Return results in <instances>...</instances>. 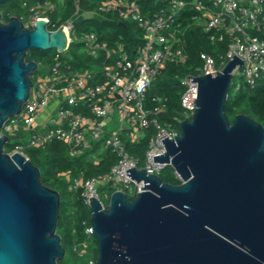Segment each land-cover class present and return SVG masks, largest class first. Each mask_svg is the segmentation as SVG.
<instances>
[{"label":"water","instance_id":"95a60500","mask_svg":"<svg viewBox=\"0 0 264 264\" xmlns=\"http://www.w3.org/2000/svg\"><path fill=\"white\" fill-rule=\"evenodd\" d=\"M1 16L0 264H59L66 255L57 232L61 195L25 154L5 150L11 138L2 129L31 95L38 63L28 52L63 50L68 38L43 18L27 28L16 15ZM244 61L234 55L220 71L192 77L197 107L180 122L179 137L162 139L165 154L154 155L181 183L131 167L127 174L143 182L133 199L122 190L107 207L90 198L96 264H264V124L225 111L233 71Z\"/></svg>","mask_w":264,"mask_h":264},{"label":"built area","instance_id":"2783aa9c","mask_svg":"<svg viewBox=\"0 0 264 264\" xmlns=\"http://www.w3.org/2000/svg\"><path fill=\"white\" fill-rule=\"evenodd\" d=\"M208 1L168 0L165 6L146 15L139 0H22V12L18 17L25 27L32 28L43 18L50 30L63 26L68 40L63 50L53 53L46 74L36 78L32 75L27 103L3 126L2 134L10 136L11 141L12 136L15 137V146L10 152H21L28 157L27 149L44 148L54 139L67 143L72 157L89 152L91 160H98L109 149L117 161L99 174L85 176L82 172L70 184V189L79 191L89 207L91 197L100 199L107 207L102 194L106 192L110 200L112 193L104 189L108 185L115 191L136 196L142 191L143 182L134 180L126 170L135 167L160 176L168 166L155 162L154 155L165 154L162 139L179 137L180 122L190 119L197 107L194 100L197 99L198 81H192V77L220 71L234 55L245 60L242 67L235 68L234 76L241 70L243 81L249 85L264 76V38L260 36L264 34V0ZM69 2L73 6L71 16H56L59 9L67 10ZM84 3L88 7H84ZM188 7L198 11L191 19L193 23L209 34L211 42L225 43L226 49L216 56L200 52L202 65L198 73L189 72L181 77L183 91L178 115L164 120L169 111V99L161 95L149 97L148 91L167 63L184 64L188 60L184 40L186 27L178 21ZM50 13L56 18H51ZM108 16L120 22H134L144 32L145 42L133 56L122 42L108 44L93 30L77 34V25L82 20ZM74 41L83 46L88 56L100 58L99 71L73 67L68 57ZM39 67L38 64L37 69ZM47 110H50L47 120L39 121L40 115ZM176 121L179 127L174 124ZM147 131L151 133L144 157L132 155L126 138L139 137ZM175 174L180 179L179 174ZM85 233L88 239L94 235L91 223L86 226ZM87 245L86 240L74 246L78 256L88 252ZM96 260L97 256L90 258L88 264H96Z\"/></svg>","mask_w":264,"mask_h":264},{"label":"trees","instance_id":"16d2710c","mask_svg":"<svg viewBox=\"0 0 264 264\" xmlns=\"http://www.w3.org/2000/svg\"><path fill=\"white\" fill-rule=\"evenodd\" d=\"M202 1L209 3L208 0ZM21 2L22 0H8L0 7L4 21L7 22L13 15H20L22 12ZM167 2L168 0H139V5L144 14L151 15L162 6H165ZM84 7H88V5L84 3ZM3 8H5L4 11ZM72 12L73 6L69 2L64 17L69 18ZM197 13L198 11L195 8L188 7L178 19L186 27L184 40L188 60L184 64L167 63L148 91L149 97L161 95L169 99V111L164 116V120H172L173 116L178 115L181 109L180 95L183 91L181 77L189 72L198 73L199 66L202 65L200 52L205 51L216 56L218 52L226 49L225 43L211 42L209 34L201 26L193 23L191 19ZM77 28L97 32L100 39L108 44L117 41L122 42L131 56L145 42L144 32L134 22L124 21V23H121L119 20L114 19V16H108L105 19H84L79 22ZM260 36L264 38V34H260ZM80 46L79 42L74 41L71 43L69 62L76 69L92 68L99 71L102 65L100 58L88 56L80 49ZM40 59H43L47 64L50 63L52 60L50 52L48 50H33L27 54V60H35L39 65L38 60ZM237 85L238 83L233 80L226 101V114L232 120L236 114L245 113L264 124V76L254 85H249L245 81L240 82L239 87ZM174 124L179 127L177 121ZM150 133L151 131H147L139 137L126 138L128 150L132 155L144 157L148 148ZM14 146L15 143L10 141L6 144L5 150L10 152ZM26 153L29 159L39 167L42 181L47 186L58 190L61 195L57 232L61 236L66 255L59 260V264H88L90 258L97 256V247H93L92 254L87 261L84 260L85 255L80 257L76 251V254L73 252V249L75 245H80L88 239L85 228L91 223V210L84 203L80 192L71 190L69 186L82 172L85 176H89L107 171L117 161L116 155L107 149L98 160H91L89 152L72 157L68 153L67 143L57 139L50 141L44 148H29ZM160 176L164 182L181 183V180L175 174V170L170 165L166 166ZM104 189L108 190L109 193L115 191V188L111 185L106 186ZM128 197L129 199L134 198V196ZM94 241L97 244L96 238H94ZM68 252L72 257L74 256L73 258L70 256L72 260L75 259L72 263L67 261ZM79 258L82 259L79 260Z\"/></svg>","mask_w":264,"mask_h":264},{"label":"rangeland","instance_id":"374dc122","mask_svg":"<svg viewBox=\"0 0 264 264\" xmlns=\"http://www.w3.org/2000/svg\"><path fill=\"white\" fill-rule=\"evenodd\" d=\"M4 5V4H3ZM3 5H1L0 7H2ZM4 9L5 8H3V11H4ZM186 9V8H185ZM0 11H1V13H2V10L0 9ZM64 16L65 15V10L64 9H59V12H57L56 13V16ZM49 16L51 17V18H56V16H55V14H52V13H50L49 14ZM1 18H2V20H3V16H1ZM4 21V20H3ZM77 23V20H75V24ZM81 31H83V30H81L80 28H77L76 29V32H77V34L78 33H80ZM76 42H78V41H76ZM80 49L82 50V51H84L85 49L83 48V46L81 45L80 46ZM55 50L56 49H51V50H48L49 52H50V55H51V57H52V55H53V53L55 52ZM31 51H33V50H30L29 52H31ZM38 62L40 63V67H39V69H37L33 74V77L34 78H36L39 74H41V75H44V74H46L47 73V71H48V66H49V63L47 64L46 62H44L43 61V59H40V60H38ZM200 67V66H199ZM234 82H236V83H239V82H242L244 79H243V77L241 76V70H239L236 74H235V76H234ZM115 117H117V114H115ZM14 140H15V137H13L12 136V141L14 142ZM164 170H165V168L162 170V172L161 173H163L164 172ZM108 191V190H107ZM106 193V192H105ZM105 193H103L102 194V200L106 203V205H108V203H109V198H108V196L106 197V195H105ZM107 193H109V191L107 192ZM94 238H96L94 235L93 236H91L89 239H87V241H88V245H87V250H88V252L85 254V258H84V260L86 259V261L88 260V258H90V256H91V254H92V251H93V247H97V244L95 243V241H94ZM72 249H73V247H72ZM73 252L76 254V252H75V250L73 249ZM71 255H70V253L68 252V254H67V256H66V258H67V261L69 262V263H72L73 262V260H75V259H73L72 260V258L74 257H70ZM80 259H82V258H79V260Z\"/></svg>","mask_w":264,"mask_h":264},{"label":"crops","instance_id":"0c3cea01","mask_svg":"<svg viewBox=\"0 0 264 264\" xmlns=\"http://www.w3.org/2000/svg\"><path fill=\"white\" fill-rule=\"evenodd\" d=\"M50 110H47V111H45L44 113H42L41 115H40V117H39V121H45V120H47V115H48V112H49Z\"/></svg>","mask_w":264,"mask_h":264}]
</instances>
